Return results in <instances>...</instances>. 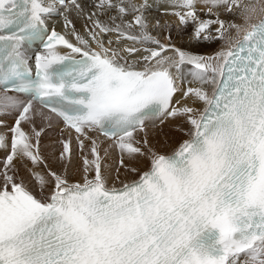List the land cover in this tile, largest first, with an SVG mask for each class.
I'll return each instance as SVG.
<instances>
[{"label": "snow or ice", "instance_id": "6c2138e0", "mask_svg": "<svg viewBox=\"0 0 264 264\" xmlns=\"http://www.w3.org/2000/svg\"><path fill=\"white\" fill-rule=\"evenodd\" d=\"M0 264H264V0H0Z\"/></svg>", "mask_w": 264, "mask_h": 264}, {"label": "bare ground", "instance_id": "6f19581e", "mask_svg": "<svg viewBox=\"0 0 264 264\" xmlns=\"http://www.w3.org/2000/svg\"><path fill=\"white\" fill-rule=\"evenodd\" d=\"M245 2H255V0H245ZM58 29H59V26H58ZM198 51L204 52V51H207V49L200 48V49H198Z\"/></svg>", "mask_w": 264, "mask_h": 264}]
</instances>
